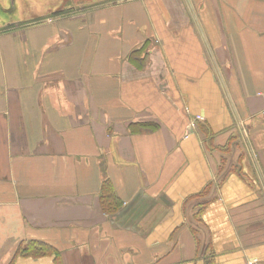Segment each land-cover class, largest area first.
Here are the masks:
<instances>
[{
	"label": "crops",
	"instance_id": "crops-1",
	"mask_svg": "<svg viewBox=\"0 0 264 264\" xmlns=\"http://www.w3.org/2000/svg\"><path fill=\"white\" fill-rule=\"evenodd\" d=\"M46 16L0 32V264H264V0Z\"/></svg>",
	"mask_w": 264,
	"mask_h": 264
},
{
	"label": "rangeland",
	"instance_id": "rangeland-1",
	"mask_svg": "<svg viewBox=\"0 0 264 264\" xmlns=\"http://www.w3.org/2000/svg\"><path fill=\"white\" fill-rule=\"evenodd\" d=\"M68 1L69 0H0V28L7 25H14L18 28L19 24L23 22L33 23L35 19L45 18L50 12H54L53 9L56 6V10L58 8L64 10L66 5L69 6L80 3V0H73V2H71V0ZM87 1L91 0H82L81 4Z\"/></svg>",
	"mask_w": 264,
	"mask_h": 264
},
{
	"label": "trees",
	"instance_id": "trees-1",
	"mask_svg": "<svg viewBox=\"0 0 264 264\" xmlns=\"http://www.w3.org/2000/svg\"><path fill=\"white\" fill-rule=\"evenodd\" d=\"M39 20L41 19H35L33 22H36ZM26 23L28 22H23L22 24H19V26L24 25ZM14 27H17V26H14V25L3 26L2 28H0V32L12 29ZM140 51L141 50L135 51L133 52V54L139 56ZM123 204H124L123 201L116 195L111 182L110 181L104 182L103 187H102V193H101L102 209L108 214H114L122 208ZM18 253L21 255L35 257V256H43L46 254H57V251L51 245L47 243H44L42 241L31 240V241H28L26 245L21 246Z\"/></svg>",
	"mask_w": 264,
	"mask_h": 264
},
{
	"label": "flooded vegetation",
	"instance_id": "flooded-vegetation-1",
	"mask_svg": "<svg viewBox=\"0 0 264 264\" xmlns=\"http://www.w3.org/2000/svg\"><path fill=\"white\" fill-rule=\"evenodd\" d=\"M69 1H70V0H69ZM69 1H68V2H69ZM81 1H82V0H80V3H77V4H81ZM71 2H73V0H71ZM78 2H79V1H78ZM83 3H85V2H83ZM58 7H59V6H58ZM71 7H72V5H69V6L66 5V8H64V10L69 9V8H71ZM56 8H57V6L53 9L54 12L57 11V10L59 9V8H58V9L56 10ZM51 13H53V12H50L49 14H51Z\"/></svg>",
	"mask_w": 264,
	"mask_h": 264
},
{
	"label": "built area",
	"instance_id": "built-area-1",
	"mask_svg": "<svg viewBox=\"0 0 264 264\" xmlns=\"http://www.w3.org/2000/svg\"><path fill=\"white\" fill-rule=\"evenodd\" d=\"M197 118H198V119H203V117H201V116H198Z\"/></svg>",
	"mask_w": 264,
	"mask_h": 264
}]
</instances>
